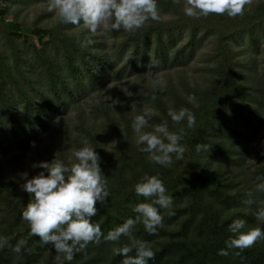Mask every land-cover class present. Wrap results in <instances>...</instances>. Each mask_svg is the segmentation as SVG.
<instances>
[{"label":"trees","instance_id":"trees-1","mask_svg":"<svg viewBox=\"0 0 264 264\" xmlns=\"http://www.w3.org/2000/svg\"><path fill=\"white\" fill-rule=\"evenodd\" d=\"M158 1L165 13L175 11L169 20L164 21L160 15L158 23L149 21L135 32L125 34L124 31L122 36L117 33L122 52L130 50L123 70L129 66L135 73L139 65L146 67L150 57L156 64L167 62L170 46H176V36H182L185 31L189 33L188 41L173 54L174 60H182L172 63V67L185 66L204 41L211 37L216 40L215 54L210 62L213 76L206 88L197 86L198 91L193 92L190 84L184 82L186 92L183 93L170 81L169 96H166L160 87L144 85L143 92L148 95L151 108L158 113L152 116L150 125L168 120L169 130L179 132L184 123L173 124L167 116L170 107H187L196 118L193 127L184 126L183 157L173 158L168 167L152 162L135 142L131 129L134 112H131L126 90L121 87L120 76L125 70L115 72L106 38H89L92 43L81 47L79 41L88 35L86 32L78 36L63 34L58 39L57 28L33 30L14 22L9 24L0 3V21L12 34L37 32L41 34L42 44L48 40L44 49H35L32 58L41 67L44 80L39 79L27 52L18 57L19 63L15 65L19 79L8 70L14 78L11 85L4 75L0 80V111L7 121L0 127V163L2 166L11 163L9 174L4 176L2 170L0 175V264H121L122 257L113 255L112 248L130 244L125 236L117 242L101 238L99 243H89L85 249L75 252L72 261H64L62 253L57 260L51 244L45 245L32 235L29 223L21 217L29 200V194L21 188L22 174L29 171L21 169L19 164L54 128L53 121L59 114L67 113L71 101L81 99L89 87L95 88L106 81L105 85L114 84L115 104L108 97H102L95 105L101 114L102 126H98L83 108L75 109L76 114L70 120L72 126L64 122L63 117L59 119L55 124L61 128L57 130L59 135L52 134L51 141L35 162L56 158L71 165L76 162L73 150L85 145L94 148L100 156L109 197L107 203L96 204L98 213L91 219L100 224L105 234L125 219L134 217L135 204L146 202L134 191L141 177L145 173L159 175L173 200L169 209L160 210L162 226L155 234L146 232L142 223L133 228V235L148 241L155 252L149 264H264V240L243 250L227 249V255L218 254L225 248V240L233 235L228 231L233 219L246 221L242 231L257 226L264 228V220H257L253 215L258 207H264V191L256 187L264 180V145L256 151L250 171L247 166L251 149L264 133L263 81L256 56H248L251 87L240 83L242 71L238 68L240 62L233 43L234 36L243 33L248 44L259 51V42L264 37V0L249 12L250 15L210 14L206 22L201 20L205 17L186 16L183 6L175 4L174 0ZM201 26L203 28H199ZM164 31H168L169 41L174 42H167ZM153 44H156L154 50ZM189 94L195 97L191 103L187 100ZM240 94H244V98ZM146 130L150 131L151 127ZM106 133L112 139L110 147ZM197 144H206L208 149L197 151ZM30 171L28 178L41 169L31 167ZM250 192L254 203L246 205L243 201L249 198Z\"/></svg>","mask_w":264,"mask_h":264},{"label":"clouds","instance_id":"clouds-1","mask_svg":"<svg viewBox=\"0 0 264 264\" xmlns=\"http://www.w3.org/2000/svg\"><path fill=\"white\" fill-rule=\"evenodd\" d=\"M251 0H184L183 12L186 16L199 19L210 14H226L228 17L242 15ZM47 11L56 14L65 25L80 27L83 25L88 33L95 34L98 30L105 32L119 31L135 32L149 21H158L160 11L158 0H48ZM81 47L92 43L88 35L79 41ZM188 102L195 100L189 94ZM157 110L145 108L140 114L132 117L131 129L140 151L147 153L155 164L168 167L173 158L181 159L185 151L181 143L184 126L195 125L194 113L187 107L169 108L167 116L174 125H181L179 132L169 130L168 120L150 125ZM151 127V130H146ZM34 144V142H33ZM207 150L208 145L197 144L196 150ZM75 163L66 164L61 159L34 162L31 167L39 168L31 178L23 173L24 183L21 188L29 194L21 217L30 226V233L39 237L45 244H51L60 260L72 261L74 253L87 247L89 243L105 241L117 242L122 236L130 244L112 248L113 255L122 257L121 264H149L155 252L148 241L133 235V228L142 223L149 234H155L162 226L161 209H169L173 203L172 196L159 175L145 173L134 185L136 195L143 196L146 202L133 206L134 217L109 230L102 232L99 223L92 221L98 209L96 204L107 203L109 189L106 176L100 167V156L91 146L85 145L73 150ZM258 191H264V180L257 186ZM243 201L246 205L254 203L252 193ZM151 198V199H150ZM150 202H147L149 201ZM253 215L257 220H264V207H258ZM246 221L242 218L233 219L228 225V231L233 235L225 240V248L218 254L227 255V249L251 247L258 240H264V228L259 226L245 229ZM15 251H19L16 248ZM129 255V253H133Z\"/></svg>","mask_w":264,"mask_h":264},{"label":"rangeland","instance_id":"rangeland-1","mask_svg":"<svg viewBox=\"0 0 264 264\" xmlns=\"http://www.w3.org/2000/svg\"><path fill=\"white\" fill-rule=\"evenodd\" d=\"M262 1L263 0H251V3L245 8L243 16L244 14H246V16L250 15L249 12L259 7ZM174 2L175 4H179L181 7H184V0H174ZM0 3L2 4L1 11L3 13L4 19L9 24L14 22L21 26L32 28L33 30H52L57 28L56 30L58 32V39L62 38L63 34H67L69 36H78L81 35L82 32H86L89 35V38L92 39L100 40L99 38H106V46L108 48V52L111 54L115 72L123 70V68L126 66V62L129 60L130 50L128 49V52L126 50L122 52V48L119 45V36H122L124 33L126 34L123 29L112 32L98 30L95 34H91L88 33L87 29L83 25L78 28L71 24L65 25L61 22L58 15L47 11L48 0H0ZM158 6L160 15L162 16V19L164 21L169 20L170 16L175 13L174 10H170V14L165 13L162 8L163 6L160 5L159 1ZM252 18L254 17L252 16ZM201 20L203 22L207 21L206 17L202 18ZM153 22L158 23V21ZM183 24L181 26H183ZM202 25L205 26L204 24ZM203 26L199 28H203ZM171 28L174 31V28ZM118 32L120 33L119 36L117 34ZM40 35L41 34L37 32H32L27 35L12 34L8 30L7 26L3 25L0 21V80L2 78V75H4V79L8 80V83L11 85L10 82L14 80V78L9 75L8 70H10L12 74H14V76L17 78H15L16 80L19 79V73H17V70L15 69V65L19 63V60L17 61L18 57L27 52L26 54L29 55V58L32 59L35 49L41 51L45 48V46L48 45V40H46L44 44L41 43V41L39 40ZM178 35L176 36V40L178 41L176 46L172 45L169 48L171 55L167 62L161 61V63L156 64L153 62L152 57H150L148 59L146 67H142L141 65H139L135 73H132V70L129 68V66L124 69L125 71L123 70L124 73H122V75L120 76L123 81L121 83V87L124 89V91L126 90L127 92V97L130 101L131 112H134V115L140 114V109L143 111L145 108L151 107V102L148 95L143 92L144 85L146 84L154 87H160L161 92H163L166 96H169L168 92H170V81L177 85L179 90H183V93L186 92V90L183 89V86L185 84L184 82L190 84L193 92H197L198 89L196 87L198 86L200 87V89L206 88V86L208 85V80L211 78V76H213V65L210 62L211 58L213 57L212 55L215 54V38L211 37L208 40L204 41L201 45V48L192 57V59H187L189 61L185 66L172 67V63L177 61L180 62L182 60H174L173 54L177 52V50L181 49V47L189 39V33L187 31H185L182 36L178 37ZM164 36L167 42H174L169 41L168 31H164ZM233 43L236 47L235 52L237 54V60L240 62L238 68L242 71V78L240 79V83H242V85L244 86L250 85V82L252 80L248 76L250 66L248 64V56H256L257 69L260 74L261 80L263 81L264 87V37H262L259 42L260 46L258 47V52L254 50L252 45L248 44V39L243 33L235 35L233 38ZM155 47L156 44H153V50L155 49ZM252 50L255 52L252 53ZM32 60L34 62L35 72L38 74L39 79L44 80V74L41 70V67L38 66V62H36L35 59ZM61 60L63 61L62 57ZM105 83L98 85L95 88L89 87V89L86 91V94H83V97L81 99L79 98L78 100H73L70 102V107L66 111L67 113H63L62 111L59 114V117L53 121L54 128L50 130L48 134H45L43 136V141L41 143L33 146L30 149L25 160L19 164L21 165V169H25L26 171H29L28 174H31V165L35 162L38 154L42 153L44 146H46L51 141V138L54 134L59 135L57 130L59 129L60 131L61 128L59 125H55L56 123H58L57 121H59V119L63 117L64 122L70 123L71 118H73L76 114L75 109L83 108L87 113H89V115L91 114L92 120L94 119L98 126H102L103 120L101 114L97 112L95 105L99 103V100L102 97H108L112 101V104H115L116 92V90H114V84L111 85L110 82L108 85H105ZM1 88L2 85L0 83V89ZM240 95L244 98V94ZM6 122L7 121L4 117V114L0 111V127L4 126ZM70 125L72 126L71 123ZM108 134L106 133L105 138L108 146L110 147L113 145V143L110 134ZM263 145L264 133L259 136L258 142L254 144V147L249 153L252 159L250 158V156H248V171L251 170L253 158L256 151H259L261 149V146ZM189 161H192V159L190 158ZM9 164L11 163L9 162L8 164L2 166L0 163V175L2 174V170L4 176H7L9 174V169L11 167L9 166ZM31 177L32 175L29 178Z\"/></svg>","mask_w":264,"mask_h":264}]
</instances>
